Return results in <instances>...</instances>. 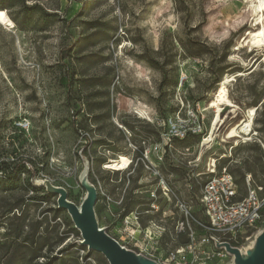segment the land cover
Listing matches in <instances>:
<instances>
[{
    "label": "rangeland",
    "instance_id": "374dc122",
    "mask_svg": "<svg viewBox=\"0 0 264 264\" xmlns=\"http://www.w3.org/2000/svg\"><path fill=\"white\" fill-rule=\"evenodd\" d=\"M0 1V264H110L47 184L79 204L87 179L99 226L157 264H181L175 249L189 237L178 221L205 235L189 213L204 220L198 198L213 164L239 194L247 176L264 193V47L240 43L253 1ZM226 75L237 108L223 106L205 142ZM250 106L251 139L225 138ZM4 161L24 171L9 174ZM263 231L264 217L234 245L257 247ZM224 246L197 244L190 264L206 258L200 249L208 264H232L233 254L212 256Z\"/></svg>",
    "mask_w": 264,
    "mask_h": 264
},
{
    "label": "built area",
    "instance_id": "2783aa9c",
    "mask_svg": "<svg viewBox=\"0 0 264 264\" xmlns=\"http://www.w3.org/2000/svg\"><path fill=\"white\" fill-rule=\"evenodd\" d=\"M185 134V131L182 132L180 137H184ZM212 166L198 198L204 220H198L189 213L192 221L201 226L205 235L198 239L197 229L192 228L184 220L177 222L179 232L187 230L189 237V242L185 246L175 249V257L176 254L181 257L179 259L181 264H190L192 252L199 249L197 244H208L210 239L238 249L234 243L248 239L264 217V193L261 185H253L250 176H247L245 179L247 191L241 195L238 193L235 178L227 167L222 166L216 171L215 165ZM200 250L207 255L201 264H208L210 255L205 249ZM147 253L146 251L145 254ZM226 254L233 253L224 246L213 252L212 256H217L223 261ZM165 260L169 264L172 256L169 255Z\"/></svg>",
    "mask_w": 264,
    "mask_h": 264
},
{
    "label": "bare ground",
    "instance_id": "6f19581e",
    "mask_svg": "<svg viewBox=\"0 0 264 264\" xmlns=\"http://www.w3.org/2000/svg\"><path fill=\"white\" fill-rule=\"evenodd\" d=\"M253 3H255V7L258 11L257 17L254 19L253 23V30H248L247 33H245L244 37L241 39V45H250L251 49L255 47H264V0H251ZM241 74V73H240ZM230 80V77L227 75L224 77L222 81H220L219 87L216 89L215 94L213 98L210 101V106L213 108V116L211 119L210 123V128H209V136L204 139L205 142L209 141L212 139L213 134L215 131L218 129V125L220 126L223 122V118L221 115V112L225 109L223 106H227L232 108V111H235L237 108L236 105L229 99L226 91V83ZM256 112V107L255 106H250L248 107L247 111L245 112V117L238 122L237 124L232 125L229 127L226 131L225 138H242L244 140L251 139L250 134L252 132V124H253V119L255 116ZM230 123V122H229ZM131 162V160H130ZM85 184L88 185L87 188L84 187V195L80 201L79 204L74 203L73 201L69 200L67 196H65V201L68 203H73L76 204L78 209L81 211V207L83 203L85 202L87 196L90 194V188L91 184L90 182L86 179L83 180ZM162 188L165 190L164 194L167 195V187L165 185L164 181H161ZM47 188L49 192L51 191H57L60 192V194L65 193V189L62 187H58L55 185H50L47 184ZM67 213L69 214V217L72 219L73 223L75 224L76 227H78L74 221L73 215L71 214V210L68 208ZM97 226L100 231H104V229L99 226L97 223ZM79 228V227H78ZM105 232V231H104ZM147 232L150 233L151 229L147 227ZM141 235V230H138L134 233V238L138 239V243L141 247H145L146 243H150L149 241H141L139 240V236ZM145 236V235H144ZM256 243L253 242L252 245L248 246H243V247H238V250L242 256L243 259L247 258H253L256 255ZM124 249L126 247L122 246ZM148 247V246H147ZM146 247V248H147ZM235 250L233 247L227 246V249ZM229 249V250H230ZM135 256L138 258L141 264H157L156 261H154L151 257H149L147 254L143 253V250H140L139 253H134ZM232 264H236L235 258L234 262Z\"/></svg>",
    "mask_w": 264,
    "mask_h": 264
},
{
    "label": "water",
    "instance_id": "95a60500",
    "mask_svg": "<svg viewBox=\"0 0 264 264\" xmlns=\"http://www.w3.org/2000/svg\"><path fill=\"white\" fill-rule=\"evenodd\" d=\"M83 186L85 188L88 187L85 182ZM89 191L90 194L83 203L81 211L76 204L65 201V193L60 194L59 192L61 196L58 197L59 206L71 210V214L73 215L76 225L80 229L84 243L87 244L90 249L102 253L110 264H141L134 253L127 251L114 238L104 231L99 230L93 210L96 193L93 191L92 187ZM229 251L234 254L236 264H264V231L258 239L256 255L253 258L243 259L237 248H235V250L230 249Z\"/></svg>",
    "mask_w": 264,
    "mask_h": 264
},
{
    "label": "trees",
    "instance_id": "16d2710c",
    "mask_svg": "<svg viewBox=\"0 0 264 264\" xmlns=\"http://www.w3.org/2000/svg\"><path fill=\"white\" fill-rule=\"evenodd\" d=\"M2 2L0 1V4H1ZM0 8H2V7H0ZM3 9H5V8H3ZM2 167L6 170V171H8L9 172V174H12V175H14L15 176V174H16V172L17 173H20V172H22V171H24V169H21V168H17L16 166H14V167H12V166H10V164L8 163V162H2ZM236 181V180H235Z\"/></svg>",
    "mask_w": 264,
    "mask_h": 264
},
{
    "label": "snow or ice",
    "instance_id": "6c2138e0",
    "mask_svg": "<svg viewBox=\"0 0 264 264\" xmlns=\"http://www.w3.org/2000/svg\"><path fill=\"white\" fill-rule=\"evenodd\" d=\"M0 15H2V14H0Z\"/></svg>",
    "mask_w": 264,
    "mask_h": 264
}]
</instances>
